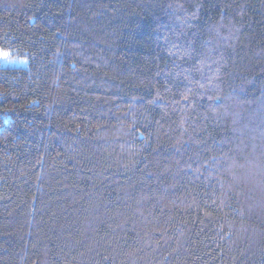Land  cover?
<instances>
[{
    "label": "trees",
    "instance_id": "1",
    "mask_svg": "<svg viewBox=\"0 0 264 264\" xmlns=\"http://www.w3.org/2000/svg\"><path fill=\"white\" fill-rule=\"evenodd\" d=\"M0 264H264V0H0Z\"/></svg>",
    "mask_w": 264,
    "mask_h": 264
},
{
    "label": "rangeland",
    "instance_id": "2",
    "mask_svg": "<svg viewBox=\"0 0 264 264\" xmlns=\"http://www.w3.org/2000/svg\"><path fill=\"white\" fill-rule=\"evenodd\" d=\"M0 50H3V49H0ZM3 51H7V50H3ZM27 63L28 61L26 59L18 58L14 56L12 53H11L9 60L0 59V65L3 67H26Z\"/></svg>",
    "mask_w": 264,
    "mask_h": 264
},
{
    "label": "snow or ice",
    "instance_id": "3",
    "mask_svg": "<svg viewBox=\"0 0 264 264\" xmlns=\"http://www.w3.org/2000/svg\"><path fill=\"white\" fill-rule=\"evenodd\" d=\"M11 53L8 51L0 50V59L9 60Z\"/></svg>",
    "mask_w": 264,
    "mask_h": 264
}]
</instances>
